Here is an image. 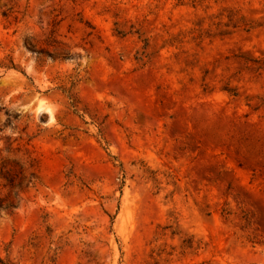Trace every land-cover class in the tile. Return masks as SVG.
<instances>
[{"label":"rangeland","instance_id":"1","mask_svg":"<svg viewBox=\"0 0 264 264\" xmlns=\"http://www.w3.org/2000/svg\"><path fill=\"white\" fill-rule=\"evenodd\" d=\"M0 259L264 264V0H0Z\"/></svg>","mask_w":264,"mask_h":264},{"label":"trees","instance_id":"2","mask_svg":"<svg viewBox=\"0 0 264 264\" xmlns=\"http://www.w3.org/2000/svg\"><path fill=\"white\" fill-rule=\"evenodd\" d=\"M247 26H249V24L247 25ZM12 180H9V182L12 184V182H11ZM0 263H2V264H5V263H3L2 262V260L0 259ZM8 264V263H7Z\"/></svg>","mask_w":264,"mask_h":264}]
</instances>
